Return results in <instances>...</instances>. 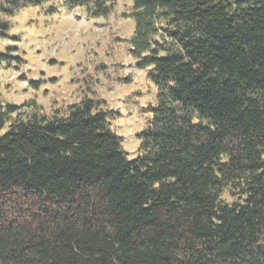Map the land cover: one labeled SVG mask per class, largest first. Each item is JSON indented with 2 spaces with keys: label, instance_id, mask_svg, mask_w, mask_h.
<instances>
[{
  "label": "trees",
  "instance_id": "16d2710c",
  "mask_svg": "<svg viewBox=\"0 0 264 264\" xmlns=\"http://www.w3.org/2000/svg\"><path fill=\"white\" fill-rule=\"evenodd\" d=\"M43 1L0 0V37ZM130 1L155 87L138 153L100 101L0 103V264H264V0ZM63 4L98 18L114 0Z\"/></svg>",
  "mask_w": 264,
  "mask_h": 264
},
{
  "label": "rangeland",
  "instance_id": "374dc122",
  "mask_svg": "<svg viewBox=\"0 0 264 264\" xmlns=\"http://www.w3.org/2000/svg\"><path fill=\"white\" fill-rule=\"evenodd\" d=\"M130 10V0H114L108 16L90 18L63 0H44L6 17L9 30L0 37V53L20 62L0 64V103L22 105L26 113L35 105L51 114L83 99L100 101L127 157L134 158L155 87L148 69H138L129 52Z\"/></svg>",
  "mask_w": 264,
  "mask_h": 264
}]
</instances>
